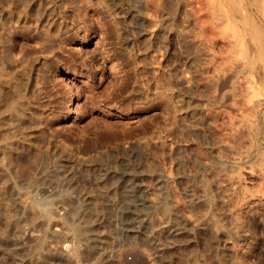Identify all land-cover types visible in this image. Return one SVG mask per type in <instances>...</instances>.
Here are the masks:
<instances>
[{
	"label": "rangeland",
	"instance_id": "obj_1",
	"mask_svg": "<svg viewBox=\"0 0 264 264\" xmlns=\"http://www.w3.org/2000/svg\"><path fill=\"white\" fill-rule=\"evenodd\" d=\"M0 129V264H264V0H0Z\"/></svg>",
	"mask_w": 264,
	"mask_h": 264
},
{
	"label": "bare ground",
	"instance_id": "obj_2",
	"mask_svg": "<svg viewBox=\"0 0 264 264\" xmlns=\"http://www.w3.org/2000/svg\"><path fill=\"white\" fill-rule=\"evenodd\" d=\"M6 119H7V118H6ZM3 126H4V125H3ZM5 127H6V126H5ZM4 129L6 130V131H5L6 133H7L8 130H9V128H7V129L4 128ZM0 130H1V129H0ZM2 131H3V130H2ZM10 131H11V130H10ZM0 135H1V134H0ZM165 211H166V210H165ZM132 215H134V214H132ZM139 226H140V225H139ZM140 227H141V226H140ZM138 229H139V227L137 228V230H138ZM139 230H140V229H139ZM145 230H149V228H145ZM151 230H152V229H151ZM151 230H150V233H151ZM140 231H141V230H140ZM138 232H139V231H138ZM144 233H145V231H144ZM139 235H140V234H139ZM1 239H3V237L0 236V240H1ZM20 249H21V248H19V247H15V249H14L15 254H17V255L20 254L19 257H17L16 259H14V260H17L16 262H17L18 264H22L23 261H24V260H23V257L21 256V253H20L21 251H20ZM22 252H23V251H22ZM5 254H6V251H3V252H2V251L0 250V257H1V258H2V256L5 255ZM3 257H4V256H3ZM5 257H6V256H5ZM3 259H4V258H3ZM30 259H31V257H30ZM37 261H39V258H37ZM14 262H15V261H14ZM24 263H25V262H24ZM38 263H39V262H38Z\"/></svg>",
	"mask_w": 264,
	"mask_h": 264
},
{
	"label": "built area",
	"instance_id": "obj_3",
	"mask_svg": "<svg viewBox=\"0 0 264 264\" xmlns=\"http://www.w3.org/2000/svg\"><path fill=\"white\" fill-rule=\"evenodd\" d=\"M56 229L59 230L60 228H56ZM40 250H41V248H40ZM40 250H39V259L41 260L40 264H44L46 262V257L43 255V253H40ZM58 255L59 254H57V257H58Z\"/></svg>",
	"mask_w": 264,
	"mask_h": 264
}]
</instances>
